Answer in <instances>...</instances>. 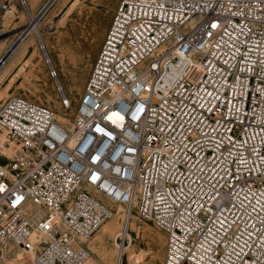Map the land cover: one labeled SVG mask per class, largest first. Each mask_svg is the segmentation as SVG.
Wrapping results in <instances>:
<instances>
[{"label": "built area", "instance_id": "built-area-1", "mask_svg": "<svg viewBox=\"0 0 264 264\" xmlns=\"http://www.w3.org/2000/svg\"><path fill=\"white\" fill-rule=\"evenodd\" d=\"M73 121L2 102L0 264H84L76 237L136 203L165 264H264V0H121Z\"/></svg>", "mask_w": 264, "mask_h": 264}, {"label": "rangeland", "instance_id": "rangeland-1", "mask_svg": "<svg viewBox=\"0 0 264 264\" xmlns=\"http://www.w3.org/2000/svg\"><path fill=\"white\" fill-rule=\"evenodd\" d=\"M8 1L9 4L11 2V7L14 6L17 9L18 14L13 22L6 27L0 23V42L4 41L8 48L11 47L9 48L11 56V54L13 55V51L17 50L21 44L13 46V42L17 41L18 36L22 37L24 32L32 27L31 25L37 26L38 33L37 39H34L33 42L34 47L38 55L43 59V54L39 50V40L41 39L58 73L57 80L51 79L48 67L43 62L39 75V86L54 99L52 102H49L44 94L35 97L24 91L20 87L24 81V76H21L12 86L11 94L15 97H21L38 104L46 105L59 116L73 115L75 109H77L80 96L84 92L95 58L101 49V44L121 0H80V4L65 20L63 16L70 3L74 0H38L35 11H37L36 14L39 18L36 17V19L31 20L29 18L28 2V6L24 7L20 0ZM5 14L6 11L5 13H1L0 18L2 19ZM29 41L28 39L25 43ZM34 47L30 49L31 54H33ZM62 51L64 52L63 63L60 61ZM37 57L35 56L32 60H36ZM29 58L27 57V60ZM29 72L27 70L24 75H27ZM62 92L70 103L71 107L69 111L64 110L62 106V103H64ZM118 209L122 208H115V216L118 214ZM137 217L140 221H146L147 226L146 231H142L139 235L131 232L134 237V246L142 252L144 264H153L155 255L157 254L155 238L158 236L157 233L163 232L158 227H155L154 223L145 220L143 217ZM124 238L125 235L122 239ZM129 245L130 241H126L125 246L128 247Z\"/></svg>", "mask_w": 264, "mask_h": 264}, {"label": "bare ground", "instance_id": "bare-ground-1", "mask_svg": "<svg viewBox=\"0 0 264 264\" xmlns=\"http://www.w3.org/2000/svg\"><path fill=\"white\" fill-rule=\"evenodd\" d=\"M6 2L9 4L8 0H6ZM26 2H28L29 4L30 20L36 19V17L38 16L36 14L37 11H35V7L38 3V0H26ZM79 4H80V0L72 1V3H70L69 7L67 8L65 15L63 16V19L65 20V18L68 17V15ZM3 12L5 13V11ZM3 12H0V14ZM17 14H18L17 9L14 6L11 7V2H10L9 9L6 11L5 16L2 17V19L0 18V23L6 27L7 25L13 22ZM31 26L32 27L30 29L24 32V35L22 37L18 36L17 41L15 40L13 42V46L14 45L17 46L19 43H21L18 46L17 50L13 51V55L11 54L10 56L9 48L11 47L8 48L4 41L0 42V106L2 102H4L6 99L8 100L15 97L13 94H11V89L12 86L16 83V81H18V79L21 78V76H24V81L20 85V87L24 91L30 93L32 96L35 97L44 94L46 95L49 102L54 101V99L50 97L48 93L39 86L40 70L43 67V62H45V59H44V55H43V59L41 56L38 55L33 44L34 39H37L38 28L37 26L36 27H34L33 25ZM28 39L30 41L25 43ZM32 47H34L35 50V51L33 50V54H31L32 52L30 51ZM35 56L38 57L36 60L33 61L32 59ZM27 57L30 58L27 60ZM60 61L62 63L64 62L63 51L60 54ZM93 66L91 68V71L93 69ZM27 70H29L30 72L27 75H24V73ZM91 71L89 73V76L91 74ZM83 94L80 96V100ZM80 100L77 107L80 104ZM62 106L66 111H69L71 107L69 106V108H66L64 106V103H62ZM56 115L59 122H61L62 124L68 127L73 126L74 124L73 119L75 117V113L71 116L69 114L67 116L65 115L59 116L57 113ZM0 141L1 142L4 141V135L2 133H0ZM4 148H5L6 157L9 160L14 159L16 156L19 155V151H20L19 146H17L13 142L9 141V146ZM118 207L122 209H118V214L116 216L114 214L110 218L111 220L109 219L110 221L107 220L108 222L106 221L102 224L101 228L96 233V235H93L94 238L93 236L90 238L76 237V242L78 243L79 246H81V248L85 249L88 255L84 264H144L143 254L134 246V237L132 236L131 232L137 233V235H139L140 233H142V231H146L147 222L144 220L140 221V219L137 217L140 216L137 203L135 204L130 214L124 206H118ZM143 218L151 223H154V226L158 227L159 230L163 232V233H157L158 236L155 238L157 245V254L155 255V260L153 264H165L164 262L166 258L168 235L150 218L148 217H143ZM141 224L143 225V227ZM124 235L125 238L122 239ZM124 240L130 241V245L128 247L125 246L126 242L124 244L121 243V241ZM32 261H33V256L29 253V251H27L26 249H21L19 251H16V253L14 254H10L7 260V264H32Z\"/></svg>", "mask_w": 264, "mask_h": 264}, {"label": "snow or ice", "instance_id": "snow-or-ice-1", "mask_svg": "<svg viewBox=\"0 0 264 264\" xmlns=\"http://www.w3.org/2000/svg\"><path fill=\"white\" fill-rule=\"evenodd\" d=\"M108 119L112 120L113 123H116L117 121H122L123 120V117L119 114V113H112ZM102 131V130H101ZM0 191H3V188L0 187Z\"/></svg>", "mask_w": 264, "mask_h": 264}]
</instances>
